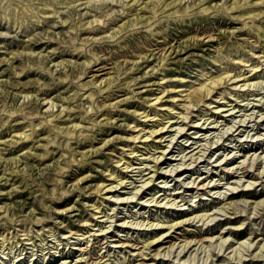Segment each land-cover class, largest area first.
<instances>
[{
	"label": "rangeland",
	"instance_id": "374dc122",
	"mask_svg": "<svg viewBox=\"0 0 264 264\" xmlns=\"http://www.w3.org/2000/svg\"><path fill=\"white\" fill-rule=\"evenodd\" d=\"M87 1L0 0V264H264V0Z\"/></svg>",
	"mask_w": 264,
	"mask_h": 264
},
{
	"label": "bare ground",
	"instance_id": "6f19581e",
	"mask_svg": "<svg viewBox=\"0 0 264 264\" xmlns=\"http://www.w3.org/2000/svg\"><path fill=\"white\" fill-rule=\"evenodd\" d=\"M97 1H99V0H94L93 2H92V0H90V1H87V2H84V4H83V2L82 3H80L79 5H81V4H83L84 5V7L86 6L87 7V5H88V9H90V11H94V10H98V8H100V4L97 2ZM105 1V0H104ZM112 1V0H111ZM101 3H102V1H100ZM106 2V1H105ZM108 2V1H107ZM106 2V3H107ZM86 3V4H85ZM82 6V5H81ZM83 9V8H82ZM90 11H85L84 13H83V15H87ZM61 14H63V15H65V16H68V17H71L72 16V14H73V12L71 11H62L61 12ZM65 22H66V20H64ZM118 32H119V30L117 29V30H114L113 32H112V34H109V36L110 37H114V36H116L117 34H118ZM202 33V32H201ZM92 34V33H91ZM90 34V35H91ZM199 34V33H198ZM99 39V38H98ZM101 39V38H100ZM154 42V41H153ZM123 55V54H122ZM114 59V58H113ZM115 60V59H114ZM89 62L88 63H86V66H89ZM58 66V65H57ZM257 66L255 65L253 68H256ZM253 68H252V70H253ZM108 69H109V67H108ZM226 77H229L230 78V74H227L226 75ZM226 78H224V80H225ZM222 80H223V77L221 76H218L217 78H213V79H211V81L208 83V84H204V87H205V90H206V92H207V94H209V93H211L212 92V88L213 87H215L216 85H218L220 82L222 83ZM252 83V82H251ZM256 83V82H255ZM253 84V83H252ZM255 84H253L252 86H254ZM28 96H26V95H24L23 96V100H25L26 98H27ZM158 99H160V96L159 97H157L156 98V100H158ZM44 103H46V105H47V111L48 112H53L54 111V108H56V106H57V104L56 103H54V101H52V100H45L44 101ZM185 106V105H184ZM62 108V107H61ZM156 108V107H155ZM185 108H188V107H185ZM64 109L62 108L60 111L62 112ZM89 110H91L92 111V107L89 109ZM154 110V109H153ZM155 111V110H154ZM156 114H157V112H155V116H156ZM158 115V114H157ZM182 117L183 118H188L186 115H182ZM162 118V117H161ZM150 119H152V118H150ZM164 120V119H163ZM171 122V121H170ZM161 124H162V122H161ZM80 126H79V124L78 123H76V124H73L72 126H71V128L73 129V130H76L77 128H79ZM160 127V126H159ZM158 127V129H155V128H153V129H151V130H149V135H147L145 138L146 139H148L149 137H151V136H155V134L156 133H160V132H158V131H162V129L164 128V127H166V126H161L160 128ZM177 132H179V131H181L182 130V128H180V127H178L177 129H175ZM157 134V135H158ZM22 135H20V137H21ZM161 136V135H160ZM23 137H25V135L23 136ZM160 138H163V136H161ZM117 139V137L115 138V140ZM133 139L134 140H137V139H139V134H137V135H135V136H133ZM104 145L105 146H107V145H110V140H107V142H105L104 143ZM96 151H98L97 149L95 150V149H92L90 152H92V153H94V152H96ZM132 153H134V151H132ZM255 153V152H254ZM162 154H164V152L162 153ZM84 156H85V154H83ZM254 155H256V154H254ZM248 157V156H247ZM253 158H256V157H253ZM263 158H264V156H263ZM153 161H155V162H158V157H154L153 158ZM243 161H245V160H243ZM255 161V160H254ZM17 162V161H16ZM256 162H258V161H256ZM260 162V161H259ZM246 163V162H245ZM244 163V164H245ZM130 165H126L125 167L126 168H128ZM247 166V165H246ZM231 168V167H230ZM229 169V168H228ZM228 169H227V171H228ZM224 170H226V169H224ZM230 172H231V169H230ZM263 172H264V170H263ZM262 172V173H263ZM118 176V175H117ZM85 179L86 178H88V177H84ZM83 178V179H84ZM117 178V177H116ZM198 179H202V177L201 178H198ZM206 178H203L202 180H198V183L196 184V186H192V187H195L197 190H200V189H205V188H207V187H209V183H206V182H204V180H205ZM195 182H197V180H194ZM120 184H124L125 182L120 178L119 179V181H118ZM149 181H147V182H145V183H148ZM199 183H202L201 185L199 184ZM107 187V186H106ZM114 187V185H112V186H110V187H108V189H109V191H111L112 190V188ZM206 190V189H205ZM175 193H179L180 194V192H173V194H175ZM172 195V194H171ZM171 198V197H170ZM184 198V197H183ZM154 199V198H153ZM156 200V199H155ZM154 200V201H155ZM168 200H169V198H168ZM171 200H173V199H171ZM177 200V199H176ZM175 201V200H174ZM178 201V200H177ZM171 202V201H170ZM156 203V202H155ZM154 203V204H155ZM170 204V203H169ZM171 204H172V202H171ZM173 204H175V203H173ZM254 204H256L257 206H259V205H264V198L263 199H260V200H258V201H256V202H254ZM259 204V205H258ZM156 205V204H155ZM160 206V205H159ZM257 206H256V208H257ZM255 207V206H254ZM261 207V206H260ZM228 208H231V209H234V207H228ZM262 208V207H261ZM227 209V208H226ZM258 209V208H257ZM264 209V208H263ZM222 211V210H221ZM228 212V211H227ZM217 213V212H216ZM221 213V212H220ZM224 213H226V212H224ZM207 217H210V215H208ZM197 218V216H195L194 218H193V220H195ZM201 219H203L202 217H200L199 218V220H201ZM207 219V218H206ZM191 220V217H187V218H185V219H181V220H177V221H174L173 223H171L170 225H167L166 227L168 228V230L167 231H165L164 233H162V235L161 236H164V237H167V235H170L169 234V231L171 230V229H173V228H175L176 226H180L183 222L185 223V222H189ZM165 222V221H164ZM168 222V221H167ZM121 224H123V223H121ZM125 224V223H124ZM151 224V226L152 227H154L155 226V224L156 225H158L159 224V226L158 227H164L163 225H162V223H154V222H151L150 223ZM166 225V224H165ZM126 226V225H125ZM151 227V228H152ZM177 228V227H176ZM238 228H240V226L238 227ZM154 229V228H153ZM104 231H106V230H104ZM175 231H176V229H175ZM185 231V230H184ZM107 232V231H106ZM178 233V232H177ZM118 234V233H117ZM202 234V233H201ZM158 235V234H157ZM171 237V236H170ZM214 237H211L209 240L211 241L212 239H213ZM159 240L161 239V237L160 238H158ZM90 240V239H89ZM91 241V240H90ZM120 241V240H119ZM155 241H156V239H154V240H151V241H148L147 243H145L144 244V246H143V250L145 249V248H147L148 250L147 251H149L150 250V248L152 247V245H154L155 244ZM158 241V240H157ZM193 241V240H192ZM192 241H186L185 243H183V244H179L180 245V247H181V250L179 251V254H182L183 252H184V255L189 251V249H187V251L185 252V249L189 246V244L192 242ZM208 241V240H207ZM225 241H227V239H223V241L222 240H220V243L222 244L223 243V245H224V242ZM182 242V241H181ZM196 242V241H195ZM100 243V242H99ZM161 243V242H160ZM210 243V242H209ZM243 245V243L241 242L240 243V245ZM247 244V243H246ZM89 245V244H88ZM87 245V246H88ZM123 245L124 244H117V245H115L116 247H123ZM128 244H125L124 245V247H126ZM178 245V246H179ZM226 245V244H225ZM114 245H113V247H115ZM132 247V246H131ZM140 247V246H139ZM174 247H175V243H173L165 252H162L161 253V251L160 250H157L155 253H153L154 255L151 257V259H153V260H156V259H159V260H161V259H164L166 256H171V254L172 253H174ZM220 247V246H219ZM223 247V246H222ZM221 247V248H222ZM248 247V246H247ZM249 248V247H248ZM247 248V249H248ZM257 248H260V249H264V243H261V244H258L257 245ZM140 249V248H139ZM224 249V248H223ZM90 249H87V247H86V245H85V248H81V257L78 259V260H76L75 262H77V264H89V261L93 258V255H92V253H91V251H89ZM210 250V249H209ZM243 250V249H242ZM176 251V250H175ZM247 251V250H246ZM249 251V250H248ZM262 251H264V250H262ZM259 252V251H258ZM260 252H261V250H260ZM148 253V252H147ZM167 253V254H166ZM85 254H88L87 256H85ZM133 254V253H132ZM149 254H150V252H149ZM163 255V257H159L158 258V256L159 255ZM178 254V255H179ZM89 255H91L90 257H89ZM177 256V255H176ZM261 256V255H260ZM262 256H264V255H262ZM189 257V256H188ZM84 258V259H83ZM194 258V257H193ZM165 259H167V258H165ZM188 259V258H187ZM187 259H186V261H187ZM195 259V258H194ZM193 259V260H194ZM135 260V259H134ZM180 260V259H179ZM185 260V259H184ZM95 261V262H94ZM191 261V260H190ZM196 261V259L194 260V262ZM206 261V260H205ZM66 262L67 261H63V262H61L62 264L64 263V264H66ZM72 262V260L71 261H69V263H71ZM94 262V263H93ZM188 262V261H187ZM186 262V263H187ZM92 264H101V263H103V261L101 260V258L99 259V258H95V259H93L92 260V262H91ZM189 263V262H188ZM211 263H212V261H211ZM214 263V262H213ZM73 264V263H72Z\"/></svg>",
	"mask_w": 264,
	"mask_h": 264
}]
</instances>
